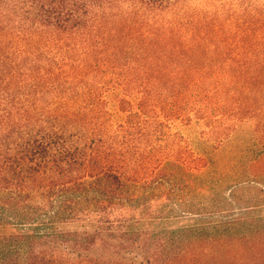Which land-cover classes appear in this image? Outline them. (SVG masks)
I'll return each mask as SVG.
<instances>
[{
	"label": "trees",
	"instance_id": "trees-1",
	"mask_svg": "<svg viewBox=\"0 0 264 264\" xmlns=\"http://www.w3.org/2000/svg\"><path fill=\"white\" fill-rule=\"evenodd\" d=\"M191 2L0 0V19H15L24 30L30 26L65 36L86 31L100 13L113 8L126 13L128 20L137 15L136 21L154 24L157 31L166 22L168 52L179 41L186 45L184 49L208 46L214 55L209 59L204 52L190 59L183 68L192 67L170 76L174 82L183 78L201 91L212 83L222 87L220 104L202 106L192 101L189 88L170 93L172 103L162 100L164 90L141 82L137 108L132 100L122 98L121 110L128 115L117 125L107 118L101 89H86L98 94L92 102L87 101V94L79 100L77 93V102L49 107V111L34 102L19 105L22 98L13 99L8 90L0 97V216L16 233L7 237L0 264H209L208 257L215 252L195 247L199 240L188 237V226L168 229L169 221L184 217L177 207L180 180L187 169L203 167L169 121L192 114L207 120L218 110L226 116L231 113L227 103L232 91L241 87L244 118L249 115L264 121V103L255 102H264V31L248 21L235 28L244 38L230 41L236 37L234 28L218 24L211 29L206 18L209 22L203 29L199 9L190 7ZM174 37L179 39L174 41ZM72 61L77 80L81 71L75 70L77 60ZM62 65L57 62L53 72H61ZM92 66L102 67L100 61ZM46 69L40 71L44 84ZM239 72L248 74L245 80ZM142 77L146 79V74ZM125 80L131 83L133 79ZM197 94L200 100L201 92ZM233 112L243 114L242 101ZM216 118V125L222 122ZM172 199L169 207L166 201ZM185 204L181 212L191 214L195 203L188 200Z\"/></svg>",
	"mask_w": 264,
	"mask_h": 264
},
{
	"label": "rangeland",
	"instance_id": "rangeland-1",
	"mask_svg": "<svg viewBox=\"0 0 264 264\" xmlns=\"http://www.w3.org/2000/svg\"><path fill=\"white\" fill-rule=\"evenodd\" d=\"M190 7L199 9L198 19L203 29L207 28L208 20L212 23L211 29L218 28V24L231 25L236 37L231 36L230 41L244 38V33L235 28L248 21L264 31V0H192ZM124 15L122 10L109 9L100 13L86 31L68 36L30 26L24 30L15 19H0V97L9 90L13 99L22 98L19 105L23 101L34 102L49 111V107L77 102L74 98L77 93L79 100L83 101L87 94V101L92 102L98 94L87 90L94 87V90L101 89L99 95L109 112L107 118L114 125L128 115L121 110L122 98H129L137 108L142 96L139 86L144 81L165 91L164 102L174 103L171 95L189 88L194 95L192 101H199L198 105L221 103L222 87L212 83L207 91L204 87L201 91L189 80L181 78L179 83L170 77L188 70L192 66L183 68V64L198 59L204 52L211 59L214 55L210 47L199 46L201 50H195L197 45L192 49L193 45L184 49L186 45L174 37L175 49L168 52L166 22L157 31L154 24L136 21L137 15L130 18L134 24ZM72 59L77 60L75 70L81 71V78L77 80L73 79ZM98 61L102 67L93 69L92 65ZM57 62L63 64L61 72H53ZM42 67L49 71L45 84L41 83ZM144 74L146 79L142 77ZM247 75L239 72L244 80ZM8 76L12 78L8 80ZM128 77L133 79L131 83L126 82ZM236 90L228 100L231 113L226 116H221L222 111L218 110L207 120L192 114L191 118L179 116L169 121L172 131L184 137L203 167L193 164L196 167L187 169L184 179L180 180L176 189L177 207L184 217L169 221L168 229L176 231L188 226L191 229L188 237L199 240L195 247L215 252L208 257L209 264H264V121L249 115L244 118V87ZM127 91L133 93L129 95ZM241 101L243 114L238 116L233 108L240 106ZM158 112L161 113L160 108ZM216 117L222 119L217 125ZM188 200L195 203L193 214L181 212ZM166 203L171 207L173 199ZM6 222L0 216V252L7 247V237L16 233Z\"/></svg>",
	"mask_w": 264,
	"mask_h": 264
}]
</instances>
